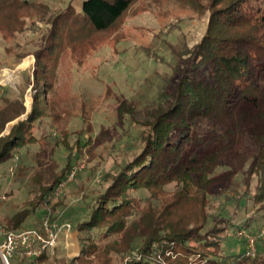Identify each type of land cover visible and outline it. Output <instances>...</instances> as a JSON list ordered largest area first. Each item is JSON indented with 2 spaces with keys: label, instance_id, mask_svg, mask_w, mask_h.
I'll return each instance as SVG.
<instances>
[{
  "label": "trees",
  "instance_id": "16d2710c",
  "mask_svg": "<svg viewBox=\"0 0 264 264\" xmlns=\"http://www.w3.org/2000/svg\"><path fill=\"white\" fill-rule=\"evenodd\" d=\"M134 1L81 0L78 11L68 4L49 18L53 30L43 40V52L36 54L41 67L34 74L37 92L43 94L35 97L26 119L11 126L6 135H2L6 124L22 115L24 107L0 87V180L13 168L10 173L16 179L27 177L29 187L24 209L1 227L7 231L38 228L35 223L43 216L50 223H69L77 233L79 254L69 260L55 258L57 264H112L111 255L120 253V264H160L153 259L158 253L165 264H264V249L258 243L253 258L244 257V250L223 254L222 234L247 230L249 220L225 226L226 221L206 215L211 189L236 175L251 152L247 179L255 176L256 184L252 188L247 181L249 196L239 193L235 206L241 210L247 201L255 206L264 203V0H211L205 34L179 59L177 80L160 88L145 114L122 103L123 137H128L124 147L130 150V158L99 177L102 192L93 197L83 194L81 207L64 209L62 200L53 202L57 187L92 138L82 133L70 146L64 131L58 140L53 137L55 121L45 115L41 101L54 88L59 56L87 42V34L111 30ZM0 3L43 13L47 9L28 0ZM63 21L65 25L58 27ZM32 145H39L38 151L29 152ZM56 149L67 154L60 170L53 158ZM223 168L225 174H216ZM97 173L90 168L88 179ZM36 212L39 217L27 226ZM261 212L264 209L256 210ZM134 250L136 258L122 261ZM48 257L12 264H40Z\"/></svg>",
  "mask_w": 264,
  "mask_h": 264
},
{
  "label": "rangeland",
  "instance_id": "374dc122",
  "mask_svg": "<svg viewBox=\"0 0 264 264\" xmlns=\"http://www.w3.org/2000/svg\"><path fill=\"white\" fill-rule=\"evenodd\" d=\"M28 1L45 6V13L37 8L25 9L14 3H0V87L9 90L17 103H22L24 107V113L6 124L2 135L8 134L11 126L25 120L35 97L43 94L37 92L34 74L41 67L36 54L43 52V40L53 30L49 26V18L53 19L68 4L78 11L81 3V0ZM210 4L211 0H135L111 30L89 33L86 35L87 42L65 49L59 56L54 88L41 101L45 115L54 118L53 128L57 135L53 137L58 140L57 136L64 131L68 134L70 146L82 133L87 138L91 134L92 138L85 145L81 158L73 164H83V169L55 195L53 202L62 200L64 209L81 207L83 194L93 197L102 192L99 177L114 171L130 158V150L124 147L128 137H123L126 124L125 116L120 111L122 103H129L135 111L145 114L152 108V97L160 88L170 80L171 83L177 80L174 74L179 59H184L182 56L200 42L205 34ZM15 14L23 20V25L15 20ZM64 25L63 21L58 27ZM11 76L13 78L5 82ZM13 110L18 111L16 108ZM40 144H44V141L41 140ZM48 146L47 151L50 152L54 141ZM38 149L39 145L28 148L31 153ZM55 151L53 158L57 170H60L67 154L60 149ZM87 151L95 157H89ZM24 152L25 149L22 150ZM252 154L254 152L247 156L236 175L230 180H222L211 189L206 215L226 221L223 223L225 226H236L249 220L247 231L254 233L264 230V213H256L257 209H264V203L255 206L252 201H247L242 203L240 210L235 206L234 199L239 193L249 196L247 181L252 188L256 184L255 176L247 179L254 157ZM90 168L98 172L94 179H88ZM226 172L223 168L218 169L216 174ZM27 181V177L16 179L10 172L0 180V226L7 218L24 209L28 200ZM171 188L167 187L168 190ZM38 217L39 212H36L26 225L31 227ZM35 224L36 227L40 225L37 222ZM235 230H226L222 234L225 238L223 254L227 256L245 250L243 241L234 236ZM67 233L76 232L71 228ZM75 238H70L72 245L68 250L61 246L40 264H57L55 258L69 260L76 257L79 254V241ZM258 246L264 249V240L260 239ZM137 255L135 250L130 251L123 255L122 261L136 258ZM120 256L121 253L112 254V264H120ZM153 259L165 264L162 257Z\"/></svg>",
  "mask_w": 264,
  "mask_h": 264
},
{
  "label": "built area",
  "instance_id": "2783aa9c",
  "mask_svg": "<svg viewBox=\"0 0 264 264\" xmlns=\"http://www.w3.org/2000/svg\"><path fill=\"white\" fill-rule=\"evenodd\" d=\"M83 164L76 163L70 170L69 175L56 189L55 194L82 170ZM13 172V168L10 169ZM71 226L69 223L57 224L50 223L48 216L40 219L38 228L7 231L0 226V264H12L11 261H20L24 259H37L44 255L51 256L55 251L61 234L69 232ZM234 236L241 239L245 243L243 256L252 258L257 251V243L260 239L264 240V230H258L251 233L245 229H236ZM155 259H161L158 253Z\"/></svg>",
  "mask_w": 264,
  "mask_h": 264
},
{
  "label": "crops",
  "instance_id": "0c3cea01",
  "mask_svg": "<svg viewBox=\"0 0 264 264\" xmlns=\"http://www.w3.org/2000/svg\"><path fill=\"white\" fill-rule=\"evenodd\" d=\"M66 236V237H65ZM64 234L61 236L58 244H57V247H56V250L59 249L61 246L66 250H68L70 248V246L72 245V239H70L71 237L77 239V233H67V235ZM70 242V243H69ZM73 253H76L75 250H73ZM76 254H73L74 256H76Z\"/></svg>",
  "mask_w": 264,
  "mask_h": 264
}]
</instances>
